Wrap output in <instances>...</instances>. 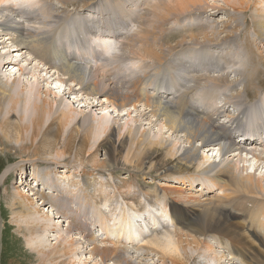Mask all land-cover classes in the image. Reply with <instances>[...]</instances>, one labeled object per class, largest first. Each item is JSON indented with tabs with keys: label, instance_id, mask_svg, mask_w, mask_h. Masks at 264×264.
I'll return each instance as SVG.
<instances>
[{
	"label": "bare ground",
	"instance_id": "bare-ground-1",
	"mask_svg": "<svg viewBox=\"0 0 264 264\" xmlns=\"http://www.w3.org/2000/svg\"><path fill=\"white\" fill-rule=\"evenodd\" d=\"M13 1L19 0H0V33H7L5 35L7 39L3 42L0 41L1 50L7 48L6 40L12 43L9 45L8 51L0 54L1 71L5 68L13 70L19 65L15 53L26 51L32 56L35 65L27 63L28 66L24 65L22 71L19 69L20 72H32V74L40 76L45 71L47 74H56L61 82L74 84L75 86H73L85 96L102 98L104 103L115 110L130 107L134 111H138L140 107H143L147 111L146 115H149L151 120L161 122L167 132L182 133L187 147L180 155H177L175 148L171 147L165 138L152 142L147 139V133L138 136L135 133L137 131L134 130V132L130 128L123 136L121 129L112 128L111 134L104 141L106 145H102V147L108 148V158L104 161L99 160V150L86 158V153L90 151L89 141H91L93 127L89 117L84 114L77 115L74 107L67 111L61 109L63 100L60 97V87L55 85L54 88H48V93L53 95V99L42 98L39 93L41 87H38L37 93L40 100L38 98L32 101L23 89L17 88L16 84L10 85L0 78V151L15 149L14 154L22 151L32 153L33 161H40L48 167L59 144L63 146V150L57 152L58 155L69 157L70 163L67 165L76 168L88 165L94 172L99 168H103L107 172H114L120 166H132L138 172L143 171L147 175L156 177L172 171L180 174L179 183L186 184V182L196 179L203 184L211 182L220 191L218 195L208 196L207 192H203L195 196V194L186 193L182 186H176L177 188L172 191L157 187L141 191L140 188L132 189V184H130L127 186L128 192L120 195V198L128 202L131 200L132 204L141 205V199L145 197L147 204L142 205L143 207L139 210L130 207L132 213L122 219L121 204L116 203L117 201L115 204L113 202L114 197L118 199L116 191L113 196H109L110 194L107 195L103 191L105 183H108L109 180L102 182L97 180L94 186L98 197H100L98 204L112 205L108 214L100 208H98L99 211L97 210L99 218L107 221L100 223L105 228L104 235L107 237L98 241L90 224V220H92L90 217L96 211L91 210V214H88L92 209L89 205L93 204L92 197L83 190L84 182L77 177L78 170L75 169L77 176H64L58 171L53 173L52 170L47 169L44 176L51 172L50 177L42 176L38 181L49 191L42 190L41 197L38 196L39 192L31 194L28 190L25 193L16 188L11 195L6 194L5 198L10 197L11 201L8 198L5 204L13 213L21 216V221H16L13 225L16 228L15 231L24 235V238L26 235H30L34 236L37 242H41L43 239L39 234L42 229L43 232L47 229H57L56 222L54 220L51 222V217L40 212L36 202L40 198L41 201L48 203L49 207L56 210L58 213L56 219L66 218L69 220L67 235H73V232L80 235L87 246L86 249H90V256L99 257L104 264H147L145 256L149 255L158 256L162 264L167 262L170 264H209L212 260L222 261L223 259V255L219 256L215 253L214 246L216 244L226 248L232 259L238 261L239 264H264V256L260 257L261 252L264 251V179H258L249 173L244 174L247 168L243 165L241 168L237 162L244 161L242 158L244 151L251 154L258 162L264 161V150L261 152L260 149L252 147L258 144L262 145L264 141L243 131L242 138L250 144L245 141L246 146L241 142H236L234 130L243 126L240 115L231 114L228 116L230 121H233L232 125L220 123L218 121L219 113H221L219 107L211 103L208 108L204 102L206 108L201 107L200 109L197 102L191 101V88L175 97L174 92L168 86L163 87L152 79L153 74L158 73L157 70L154 71L155 66L164 65L165 62L169 63L170 57L174 56L177 51L187 49V64L190 68L197 69L190 78L200 84L199 86L204 85L216 89L232 90L238 82H241L242 90L233 91L234 93L232 92L226 101L231 106L233 104L234 107L235 105L239 107V114L246 111L247 108L244 106L248 101L255 100L256 102L264 87V56H262L264 51V0L255 2L253 0H228L234 12L229 14L228 20L223 22V27L218 32L214 31L215 28L207 27V24L204 23L199 26V30H188L181 34L175 33L174 29L169 32L168 28L172 21L184 15L207 13L209 9L207 0H156L150 4L145 19L143 18L144 21L139 23L137 32L134 31L136 33L127 38L125 34H121L123 30H126L125 28L135 24L138 16L136 13L131 12L132 14H130V11L124 6L126 7V2L135 0H20L23 4L19 7L11 5ZM33 1H36V5L33 6L35 9L39 8L37 11L40 15L36 14L34 18L29 19V23L24 24L23 15L20 12H23L21 10L25 3ZM54 1L61 4L63 10H53L52 2ZM77 2H83V6L76 7L78 21H80L77 22L79 28L76 31V36L74 32H68L63 28L61 31L53 29V27L60 28L59 26L64 24L67 15H69L66 5H74ZM103 5L115 8L119 20L126 18L124 29L118 30L117 26L107 29L104 22H102V26L96 25L94 28L90 26L86 12L93 13L97 7ZM251 9L254 11L251 12L249 20L247 13ZM97 13L101 14V12ZM101 30L102 36H96L97 33H101ZM57 32L61 34L54 37L53 34ZM241 34H244L245 45L237 41ZM118 37L121 39L124 37L122 48L114 52ZM175 37H179L180 40H172ZM0 40H2L1 34ZM224 43L237 45L238 55L241 56L240 58L246 55L244 58L247 63L245 59L236 66H225L215 62L213 49ZM257 43L262 46L260 54L253 49V45H257ZM73 46L76 47L75 51H72ZM194 48L204 49L201 57H193L192 50ZM206 50L210 53V57ZM103 55L106 57L103 58ZM144 62H149L145 68L142 66ZM208 62L212 64L217 75H212L216 73L210 71V66L209 69H206L209 65ZM200 63L202 69L197 67V64ZM114 64L119 65H116L117 70L111 67ZM31 65L33 67L30 69ZM140 66L145 70L142 73L136 72L134 68ZM231 71L238 76L237 79L230 77ZM113 72H119L120 77L114 76ZM177 73L176 71L175 74L177 75ZM42 78L40 77V80ZM48 79L51 80L53 77ZM151 86L156 89L151 91ZM27 90L25 89V91ZM72 92L73 89L70 87L69 93ZM193 93H196V90ZM222 94L224 93L220 94L223 98ZM244 96H246L245 100ZM224 97L226 98V96ZM197 98H199L198 95ZM30 105L31 107H29ZM67 129L70 130L64 142L61 143V138L65 136ZM116 134L119 139L123 138L121 148L124 145L129 151H133L135 161L138 157L137 162L140 169L136 162L134 164L130 161L128 156L124 163L113 157L120 152L119 148L115 150L109 142ZM197 143L202 147L217 146L221 152V162L210 164L204 169L197 167L198 161L202 160ZM112 151L116 153L112 154ZM127 161L129 165L125 163ZM65 169L64 173H69L71 170L68 166ZM94 172L86 176L87 181L95 179ZM11 174L6 178L7 180ZM24 174H28L26 169L22 170L20 181L17 178L20 185L22 184L21 186L25 185L27 181ZM190 177L193 178L190 179ZM161 191L163 192L161 193ZM36 208H39V211ZM7 210H4L3 215L7 213ZM154 210L158 211L159 215H154ZM146 212L150 213V220L154 221L152 225L172 223L176 225L175 230H166L161 235H155L150 239L143 237L142 243L135 245V251H131L123 242L119 241H123L120 237L125 235L127 239H131L139 230L140 235H143L142 231L145 230V226L139 228L137 222L142 220ZM169 212L170 215H168ZM25 216L30 220H27ZM166 216H168L167 220ZM163 221L164 223H162ZM241 222L245 223L244 229L237 227ZM146 226L149 227V225ZM6 228L8 227L6 226ZM246 236V246L239 248L240 244L245 243ZM72 237L68 243L64 238L63 242L58 241L59 244L52 250L45 249L44 245L32 247L31 251L35 254L34 256L33 254L29 255L26 264H72L71 257L77 254L75 246L77 242ZM18 239H16L17 242H19ZM62 243L65 245L63 246ZM201 250L206 251L205 263L198 262V258L205 255Z\"/></svg>",
	"mask_w": 264,
	"mask_h": 264
},
{
	"label": "rangeland",
	"instance_id": "rangeland-1",
	"mask_svg": "<svg viewBox=\"0 0 264 264\" xmlns=\"http://www.w3.org/2000/svg\"><path fill=\"white\" fill-rule=\"evenodd\" d=\"M36 1L35 2L33 1L32 3H25L24 4V6L21 10L23 12H20V14L23 15L22 19L24 21L23 22L24 24L29 23L30 22L29 19L34 18V16L36 14L40 15V13L37 11L39 8L37 7L35 9L33 6L34 4L36 5ZM154 1H156V0H135V1H131L133 3L126 2V7L124 6V8H127V10L130 11V14L136 13L138 16L135 24L129 26L130 28L129 27L125 28V26H124L126 18L119 20L118 19L119 16L117 15L115 8L112 9L108 5H103V6L97 7L93 13L92 12L91 13L86 12V17H88V21L90 23V26H92L93 28L96 25L102 26V22H104L107 25V27H106L107 29H109L110 27H116V26L118 27V30H122L125 28L126 30H123V33L121 35L125 34L126 38H127V37H129V35L132 36L134 33L137 32V30L139 29V23H142L144 21L146 13L149 10V6ZM255 1H257V0H253V2H255ZM207 3L209 6L207 13H204L201 15L193 13L191 15H184L181 17H177L169 25V28H168L169 32L174 29L175 33L181 34V33L188 31V30H199L200 29L199 26L204 25V23L207 24V27L215 28L214 31L218 32L220 29H222L223 22H226L228 20L229 14H232L234 12V9L232 8V6L228 0H207ZM12 4H13V6L19 7L23 4V2L20 0L19 1H13V2H11V5ZM52 4H53L52 5L53 10H55V11L56 10H59V11L63 10V6L61 4H58L57 1L52 2ZM81 6H83V2H77L74 5L67 4L66 10H67V13L69 15H67V18L65 19L64 24L62 23L59 26L60 28L53 27V29H55L57 31L60 29V31H61V28H63L64 30H66L68 32H74V35L76 36V31L79 28L78 23L80 22V21H78L76 7H81ZM144 7H145V10H144ZM213 8H215V10H213ZM17 10L19 11L20 9H17ZM100 10H103V11H100ZM110 10H112V11H110ZM252 11H254V10L251 9L247 13L249 20L251 19V15H252L251 12ZM97 12H101V14L97 13ZM81 14H82V12H81ZM142 15H144V16H142ZM147 16H148V14H147ZM134 31H136V32H134ZM0 34H1V39H2V40H0L1 42H3L5 39H7V38H5V35H7L6 32L0 33ZM59 34H61V33L57 32V33L53 34V36L57 37V35H59ZM250 34H252V32H250ZM243 35L244 34L239 35L237 38L238 39L237 41H239L240 43L242 42L245 45ZM51 36H52V34H51ZM96 36H102V30H101V33H99V34L97 33ZM81 37H83V34H81ZM178 38L179 37H175V39L172 38V40H174V41L176 39L180 40ZM117 39H119V40L116 42V47L114 49V52L121 50L124 37L122 39L118 37ZM6 42H7L8 46L6 45L7 48L3 49V50H1V48H0V54H4L6 51H8L9 45L12 44L10 41L6 40ZM118 46H119V48H118ZM72 48H73L72 51L76 50V47L74 48V46H73ZM261 48H262V46L258 43H257V45H253V49L258 54L261 53ZM236 50H237V45H235L234 43H224L223 45H217L216 48L213 49V52L215 55L214 61L218 62L219 64L225 65V66H229V65L230 66H234V65L236 66V64H241L243 62L241 60H244V59L246 60V58H244V57H246V55H244L243 58H240L241 56L238 55V52ZM203 51H204V49H202V48H200V49L194 48V50H192L193 57H198V56L201 57ZM186 52H187V49L179 51V52L177 51V53L174 56L170 57L169 63L165 62L166 64H164V65L161 64V65H158L157 67L155 66L154 71L157 70L158 73L156 72L152 76V79L154 80V82H156L160 85H163V87L168 86L169 89H171V91L174 92L175 97H178L185 90L189 91L191 88V93H192V94H190L191 101L193 100V102H195V103L197 102L196 104L199 105L200 109H201V107L206 108V107L210 106L211 103H212V105H216L219 107V109L221 110V113H219V116H218L219 119L218 118L217 119L220 123H229V125H232L233 121H230V118L228 116L231 114L236 115V116L240 115V118L243 121V126H242L243 128L240 127L238 129L234 130L236 142H241V144H243V145H246V143L250 144V142H248L242 138L241 135L244 132H246L250 136L256 137L258 140L262 139L264 141V87L261 89V92H260V95H259L257 101L256 102H255V100L254 101H248L247 104L250 103V104H248L249 106L247 104H246V106H244V108L245 107L247 108L246 111H242L239 114L240 108L237 107L236 105L234 107L233 104H232V106H231V104H227L226 99L229 95L232 94L233 91L235 92V91L242 90L243 84L241 82H238V84H236L235 87L232 88V90L231 89H224V88L223 89L222 88L216 89V88L209 87V86L206 87L204 85L199 86L200 84H197L196 82H194V80H192V78H190L191 75L196 73L197 69L195 70V68H190V66L187 64ZM206 52H207L208 56L210 57V53L207 50H206ZM262 56H264V51L262 53ZM15 57L17 58L19 65H17L13 70H11L12 68H9L8 70H6V68H5L2 71L0 69V78L2 80H4L5 82H8L10 85L16 84L17 88L23 89L25 94L28 95L29 98L32 99V101H34L35 99H38V98L40 100V96L37 93L38 87L39 88L41 87L39 90V93L41 94L42 98L47 97V98L53 99V95L48 93V88L49 87L54 88L55 85H57L58 87H60V90H61L60 91V97L63 100V104L61 105V109L67 111V109H72L74 107L76 112L78 113L77 115H79V114L83 115L84 114V116L89 117V121H90L93 128H92V134H91V141H89L90 142V145H89L90 151H88V153H86V158H88L91 154L95 153L97 150H99V152H98V159L99 160L104 161L108 158V152H109L108 148L106 146L102 147V145H106L105 144L106 142L104 143V141H106V139L111 134L110 131L112 128H115L116 130L121 129V131H122L121 134L123 136L125 133L128 132V130L130 128H132L133 131L134 130L137 131V132H135V131L134 132L137 133L138 136H141L142 134L147 133V139L149 141H152V142L155 140H158V139L165 138V140L167 142L169 141L170 146L175 148V151L178 153L177 155H180L184 151L185 147H187L186 142H184V138H183L182 133L172 134L171 132H167V130L162 126L161 122L155 121L153 119L151 120L149 115H146L147 111L143 107L139 108V110H138L139 112L134 111L130 107H127L123 110H115L114 108L110 107L107 103H104L102 98L85 96L82 93H80L76 87H74L75 86L74 84H71L70 82H67V83L61 82L59 80V77L56 74H47V72L45 71V72L41 73V75L44 76L42 78V76L37 75V74L34 75V74H32V72H30V73H26V71H25V73L20 72V70L22 68L24 69V65H25V67H27L28 64H30V63H32V65H33L35 63V61H33L32 56L26 51L15 53ZM105 57L103 55V58H105ZM179 62H180V64H179ZM245 62L247 63V60ZM172 63H174V64H172ZM148 64H149V62H146V63L144 62L142 64V66L145 68L146 66H148ZM208 64H209V62H208ZM21 65H23V66H21ZM32 65L29 67L30 69L35 64L33 66ZM116 65L117 64H114V66H111V67H114V69L117 70ZM197 65H198L197 67L199 69H202L201 63L197 64ZM117 66H119V65H117ZM142 66H140L139 68L134 67L135 71L141 72V73L144 72L145 70ZM209 66L211 67L210 71H214L216 73V74H212V75H217L218 73L212 68V64L207 65L206 69H209L208 68ZM184 69H186L187 72H185L186 70H184ZM175 70L178 72L177 75L175 74L176 73ZM113 73H114V76L118 75L116 77H118V78L120 77L119 72H113ZM219 74H220V71H219ZM52 75H54V76H52ZM40 77L42 78L41 80H40ZM45 77H47V79L53 77V79L47 80V79H45ZM230 77L232 79H234V77H235V79H237L238 76L231 71ZM22 82H23V84H22ZM178 85H179V87H178ZM240 85L242 87H240ZM70 87L73 89L72 93H69ZM183 87L184 88L186 87V88L184 89ZM236 87H237V89H236ZM199 88H201V89H199ZM25 89L26 90L28 89V90L25 91ZM155 89L156 88L154 86L150 87L151 91H154ZM218 89L222 90V91L219 92ZM234 89H236V90H234ZM195 90H196V93H193ZM211 90H213L214 92ZM214 93H215V95H214ZM221 93L225 94V95L222 94L223 98L220 95ZM197 95L199 98H197ZM193 96H194V98H193ZM212 96H213V99H212ZM224 96H226V98ZM245 97L246 96H244V100H245ZM199 100H201V101L199 102ZM213 101H214V103H213ZM204 102L207 106L205 104H203ZM253 102H254V104H253ZM29 107H31V105ZM56 109H57V107H56ZM225 110H226V112H225ZM251 114L253 117L251 116ZM255 116H257V117H255ZM74 121H76V120H74ZM70 126L72 127L73 123L70 124ZM249 127H250V129H249ZM69 130L70 129H67L65 136H63L61 138V141H60L61 143L64 142V140L66 139ZM122 140H123V138L119 139L118 134H116L112 137V140L109 141L111 143L112 147L115 148V150H117L118 148L120 150L119 154L113 155V157H116V159H118L119 162L124 163L126 156H128L130 161L134 164L136 162L137 166H138V162H137L138 157L136 158V161H135L133 158V151H129L127 146L124 147V145L121 148V141ZM245 141H246V143H245ZM197 145L200 148L199 153H200L201 159H202V160L198 161L197 167L199 166L201 169H204V168L208 167V165H210V164H214V163L219 164L221 162L222 156L220 155L221 152L217 146L202 147L198 143H197ZM249 147H251V146H249ZM252 147L254 149L256 148L258 150L260 149V151H261V150H264V143L262 145L258 144L257 146L253 145ZM0 150H1V147H0ZM62 150H63V146L58 144L56 152L52 155L50 166H48V167H46V164H44L40 161H33L34 157H33L32 153H26V152L22 151V152H18L17 154H14L16 151L15 149H11V150L10 149H4L3 151H0V264H9V263H11V264H21V263L26 264V260L29 258V255L33 254V256H34L35 253L31 250H33V248H36L37 245H39V246L44 245L43 247H45V249L52 250L55 246H57V244H59L60 241H62L63 238L68 243V241L71 240V236H73L72 238H74L76 240L75 242H77L75 245L77 248V254L73 255V257H71L72 264H104V263H102V261L100 260L99 257L92 256V255L90 256V254H89L90 249L89 248L86 249L87 246H86V244H84V241L82 240L80 235H78L77 233H74V232H73V235H69V236L67 235L66 231H67V228L69 225L68 224L69 220L66 218H61V219L57 218L56 219V217L58 216V213L56 212V210H54V208H52V207H49V204L44 203V201H41L40 198L37 199V201H36L39 208H40V212L49 218L51 217V222H52V220H54V222H56L55 224H56V226H58L57 229H54V228L49 229V230L47 229L45 232H43V229H42L41 233L39 234V236H42V239H43L41 242L40 241L37 242L36 238L34 239V236H30V235H26L24 238V235H22V234L20 235L15 231L16 228L13 225L15 224L16 221H21V216L17 215L16 213H13L10 210L9 206L7 204H5V202L8 200L11 201V198L10 197L5 198V197L7 195H11V193L14 191V188L18 189L19 191L21 190V192H25V193L29 190L30 191L29 193H31V194H33L34 192H39L38 196L41 197V195H40L41 191L46 189V188L43 187V184H40L41 182H39L38 180H40V177L44 176L47 169L52 170L53 173H57L56 171H58V172H60V174H62L64 176H70V175L77 176L76 175L77 173H75V169L78 170L79 174L77 177H79L84 182L83 183V188H84L83 190L87 191L89 196L92 197L91 200H92L93 204L92 205L89 204L92 209H90L88 214H91V212H92L91 210L96 211L93 214V216L90 217L92 219V220H90V224H91V228H92L91 230H92L93 234L96 236V238L98 239V241L104 240L107 237L106 235H104L105 228H103V225L100 224L101 222L106 223L107 221H105V220L103 221V219L99 218V215H98L99 209L98 208H100L103 212L108 214V213H110V208H111L110 206H112V205H109V204L99 205L98 204V203H100V197H98L96 188L94 186L97 180H98V182L109 180L108 183H105L103 191L107 195L110 194L109 196H113L114 191H116L118 199H116L114 197L113 202L115 204V202L117 201L116 203L119 202L121 204V206H122L121 218L122 219L124 217H127L128 215H130L132 213V210L130 211V207L139 210L144 205L147 204L145 202V200L147 201V198L145 199V197H142V199H141L142 204L141 205H139L138 203L132 204L130 202L131 200L128 202L127 200L124 201V199L120 198V195H123V194L128 192L129 189L127 186H129L130 184H132L131 185L132 189H135V188L139 189L140 188L141 191L142 190H148V189L152 190L155 187L160 188L162 190L167 188L166 190L170 189L172 191L175 188L182 186V188H185L184 190L186 191V193L188 192L191 194H195V196H198L203 192H207L208 196L220 194L219 189H217L214 185H212L211 182L203 184L202 182H198L196 179H193L191 182H186V184L179 183L180 181H179L178 177L180 176V174L173 173L172 171H168L167 173H165L166 175L162 174L159 177H156L155 175L154 176L147 175L143 171L138 172L137 170L133 169L132 166H125V167L120 166L114 172L113 171L107 172V171L103 170V168H99L98 171H96L97 173L94 172L93 170H91V166H88V165L83 167V168H76L75 166L67 165V163L68 164L70 163L69 157H66L62 154L58 155L57 152H61ZM114 153H116V152L112 151V154H114ZM242 158L244 161L239 160L237 162H239L238 164L240 167L243 165L247 168V170L244 171V174L249 173L251 175H255L258 179H264V161L258 162L255 158H253V156L251 154H248L246 151L243 152ZM125 163L128 164L129 162L127 161ZM241 163H243V164H241ZM66 166H68L71 169L69 173H64L66 170L65 169ZM23 169H26L28 174H24V177H27V181H26L25 185L21 186L22 184L20 185V182H18V181H20L21 172ZM139 169H140V167H139ZM93 172L96 175L95 179L93 178L92 180L87 181L86 176L88 174L93 173ZM10 174H11V177L9 178V180H7L6 178L9 177ZM50 174H51V172L47 173L44 177L48 178V177H50ZM82 176H83V178H82ZM17 178H18V181H17ZM191 178H193V177H190V179ZM52 179H53V177H52ZM50 182H52V180H50ZM111 184H113L114 187H112L113 185H111ZM191 184H193V185H191ZM167 186L168 187L170 186V187L168 188ZM46 190L49 191L48 189H46ZM162 192L163 191H161V193ZM3 201H4V203H3ZM9 203H11V202H9ZM39 208H36V209L39 211ZM6 209H8V210H7V213H5V215H7L5 217V215H3V214H4V210H6ZM155 212H154V215L158 214V211H155ZM12 213H13V215H12ZM168 215H170V212ZM26 218H27V220H30V219H28V217H26ZM102 218H104V217H102ZM107 218H109V217H107ZM167 218H168V216H166L165 219L167 220ZM153 222H154L153 220L152 221L150 220V213L146 212L145 216L142 217V220L140 222H137V224L139 223V228H144V226H145V230L142 231V232H144L143 235H140V230H139L136 234H134V236H132L131 239H127V237L125 235H122L120 237V239H123V241L122 240H119V241H121V243L123 242L126 245V247H128L131 251H135L136 246L138 244L142 243L141 242L142 239L144 240L143 237H145V239H148V238L150 239V238L154 237L155 235H158V236L161 235L166 230H169V231L175 230V227H176V225H174L172 223L167 224L166 222L164 225H162V224L152 225V224H154ZM162 223H164V221ZM9 224H10V226H9ZM107 225L112 226V224H109V223H107ZM146 225H149V227H147ZM6 226L8 228H6ZM237 227H239V229H244L245 223L244 222L238 223ZM246 238H247V236L245 237V240H244L245 243L240 244L239 248H244L246 246ZM16 239H18L19 242H17ZM62 245L64 246L65 243H62ZM216 245L214 246L215 253L219 254V256L223 255V259H222V261L212 260L209 264H239L238 261H235L234 259H232V257L230 256V254L226 248H224L222 245H217V246ZM254 245L256 247V244H254ZM249 247H250V244H249ZM201 251L205 255H203V257H200L201 259L198 258V260H199L198 262H202V263L204 262L205 263L204 259L207 257L206 251H204V250H201ZM263 256H264V251L261 252L260 257H263ZM145 257H147L146 258L147 264H162L160 262L158 256L149 255V256H145ZM27 263H28V261H27ZM108 264H112V263H108ZM166 264H170V263L167 262Z\"/></svg>",
	"mask_w": 264,
	"mask_h": 264
}]
</instances>
